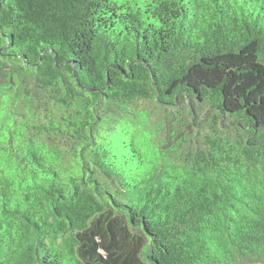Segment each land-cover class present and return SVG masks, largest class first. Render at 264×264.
I'll list each match as a JSON object with an SVG mask.
<instances>
[{"label": "trees", "instance_id": "1", "mask_svg": "<svg viewBox=\"0 0 264 264\" xmlns=\"http://www.w3.org/2000/svg\"><path fill=\"white\" fill-rule=\"evenodd\" d=\"M0 264H264V0H0Z\"/></svg>", "mask_w": 264, "mask_h": 264}, {"label": "rangeland", "instance_id": "2", "mask_svg": "<svg viewBox=\"0 0 264 264\" xmlns=\"http://www.w3.org/2000/svg\"><path fill=\"white\" fill-rule=\"evenodd\" d=\"M138 108L145 110V113L151 116V121H154L155 119H157V122L163 121L165 115H163V113H161V111H159L152 103L141 102ZM167 115L171 127L175 125L177 130L181 132L182 136L191 139V142L195 145L196 143H200L203 140V135H206L210 130V122L194 123L188 114V108L186 106H181L177 110L175 109L174 111L168 112ZM171 127L168 126L164 130L165 133L169 134ZM197 132H199L198 135Z\"/></svg>", "mask_w": 264, "mask_h": 264}]
</instances>
